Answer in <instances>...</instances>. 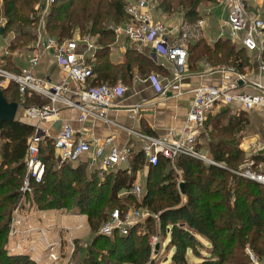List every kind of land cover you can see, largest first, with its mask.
I'll list each match as a JSON object with an SVG mask.
<instances>
[{"label": "trees", "instance_id": "1", "mask_svg": "<svg viewBox=\"0 0 264 264\" xmlns=\"http://www.w3.org/2000/svg\"><path fill=\"white\" fill-rule=\"evenodd\" d=\"M37 1L0 2V19H3L0 22L3 34L0 36L9 35V50L17 48L25 53L23 58L17 59L19 63L10 57L11 54H0V65L14 72L21 69L22 62L31 53ZM212 1L158 0L157 8L166 14L179 11L184 21L192 23L200 18L198 5ZM128 19L125 0H55L47 14L46 25L49 34L59 41L71 38L76 31L83 36L96 37L98 48L92 63L96 76L91 79L90 86L115 84L118 79L130 84L134 71L141 74L158 67L130 45L126 46L120 62L110 59L108 45L114 41V34L108 25H118ZM190 55L213 61L214 66L226 65L229 59H233L240 71L248 66L244 49L235 50L227 38L217 39L211 45L197 41L189 46ZM1 91L7 102L21 100L23 105L44 102L28 92L21 97L18 86L12 82ZM244 111L231 113L230 108L224 106L207 116L200 139L206 141L207 153L217 164L180 155L174 161V167L163 157H159L156 165L148 166L146 189L142 202L136 207L147 209L157 218L149 215L145 219L143 234L136 233V225L125 235L114 232L113 240L109 239L110 236L96 234L112 209L126 211L130 208L125 202L128 200L135 204L137 199L125 191L146 164L140 151L130 158L129 173L126 168H118L99 178L96 171V175L94 172L87 174L84 161L76 165H58L52 139L45 137L40 144V157L46 168L42 181L32 184L34 202L41 210L57 209L87 216L95 236L88 255L83 258L86 264H143L151 250L146 234L152 222L157 224L156 220L164 231L163 239H168L166 243L172 252L170 264H249L246 249L263 261L264 185L233 172L244 160V151L239 147L237 137L248 123ZM34 130L33 125L16 118L0 127V264H37L26 254H10L7 249L9 222L19 202L25 173L27 139ZM251 158L255 164L264 160L258 155ZM178 177L182 180L183 191L178 187ZM154 235L158 236L157 233Z\"/></svg>", "mask_w": 264, "mask_h": 264}, {"label": "built area", "instance_id": "2", "mask_svg": "<svg viewBox=\"0 0 264 264\" xmlns=\"http://www.w3.org/2000/svg\"><path fill=\"white\" fill-rule=\"evenodd\" d=\"M54 1L38 0L34 6V40L30 45L31 53L27 57V64L18 72L0 65V90L12 82L18 86L21 97L28 92L29 95L32 93L44 99L41 104L22 105L17 102L18 107L23 109V119L34 120L35 130L27 139L25 173L20 186L19 202L13 209L9 222L7 249L10 254H26L37 264H44L46 261L52 264H77L72 258L75 256L77 241L72 229L59 228L56 233L53 232L52 225L46 222L45 215L37 208L33 199L32 184L42 181L46 168L40 157V144L46 136L37 125L43 121L57 119L64 108L76 110L78 123L91 121L93 124V121L99 120L111 124L113 121L108 115V110L115 99L125 94L128 87L121 82L90 86V81L94 78L92 62L97 49L95 37L83 36L77 31L71 38L62 41L51 36L46 20ZM218 6L221 7L223 19L218 25L216 37L227 38L233 43H238L244 51L255 54L264 69V0H218ZM125 11L129 19L110 26L115 36L125 37L139 50L144 46L149 47L153 55L166 59L169 64L167 69L170 74L164 79L156 72L144 75L136 73L133 79L148 83L155 93L161 96H165L169 90H173V96H180L185 91L182 81L188 67L189 46L197 41L209 39L207 19L200 17L189 23L181 16L170 18L158 10L156 0H125ZM9 42H6V46ZM0 52L8 54L9 49L0 46ZM44 55L51 56L59 67L63 75L60 81L53 83L34 73ZM207 70L218 71L222 75L233 73L237 76L235 79L222 80L220 85L200 82L191 87L189 107L179 128L172 126L162 134L155 135L132 127H123L129 137L140 142L139 150L146 160V167L156 165L159 157L167 159L174 167V161L180 155L207 164H217L197 147L207 116L213 114L216 106L233 102L238 103L243 110L264 111L262 85L255 83L259 91L248 93L239 89V80H243L244 76L239 74L235 67L208 66ZM204 73L208 72L203 71ZM138 107L139 105L131 107L128 113L130 118L137 114ZM87 130L84 128V131ZM77 133L78 130L66 122L52 138L58 165H75L84 161L90 170H97L102 178L106 173L117 170L121 164L128 163L134 154L130 144L117 147L111 136L96 138L87 136V132L82 136H77ZM233 172L264 185V167L255 164L252 158L246 157ZM125 192L139 200L143 189L139 182H134ZM35 211L38 212L37 224L31 221V213ZM149 215L157 218V215L149 213L145 208H128L126 211L114 208L99 230L105 235H112L114 232L125 235L136 221H145ZM157 237H151L152 249L157 246ZM246 253L249 264H262L252 251L246 249Z\"/></svg>", "mask_w": 264, "mask_h": 264}, {"label": "crops", "instance_id": "3", "mask_svg": "<svg viewBox=\"0 0 264 264\" xmlns=\"http://www.w3.org/2000/svg\"><path fill=\"white\" fill-rule=\"evenodd\" d=\"M214 12H216V14H214ZM206 18L208 21L209 39L202 41L206 42V44L211 45L217 39H223L216 37L218 25L220 24L221 19H223L221 7L218 6L214 8ZM127 45H130L137 52L146 55L158 67L156 73L159 74L163 79L169 76L170 73L167 69L169 67V64L166 59L153 55L150 48L147 46H144L141 48V50H139L134 44L129 42L125 37L121 35L119 37H116L114 34V41L108 45L110 59L113 62H120ZM237 45L240 48V45ZM0 46H2L3 49L7 47L6 43L4 45L0 44ZM244 52L246 57L248 58V66L244 67L241 71L237 69L238 73L244 76L243 80H239V89L244 90L248 93H257L259 89L254 84L259 83L264 87V69L261 68L255 54L246 51ZM27 57L22 62L21 68L27 64ZM208 66L213 67L205 62L201 69L197 72L195 70L192 71L187 67L185 77L182 81V87L185 91L180 96H173V90H169L165 96H161L155 93V91L148 83L135 81L133 79L134 74L138 73L137 71H135L130 81L131 85L128 86V90L122 97L115 99L113 105L108 110V115L113 121V123L111 124H105L99 120L93 121V124H91V121L83 124L78 123V121L76 120V110L64 108L60 111L59 117L57 119L40 122L37 126L43 133H45L46 137L52 139L59 132L62 125L68 122L73 126V128L78 130L77 136L85 135V132H87V136L96 138L111 136L113 138V143L115 146L122 147L130 144L133 147V152L135 154L137 151H140V142L133 139V137H129L127 131L123 127H132L134 129H138L143 132L155 135L162 134L166 129L172 126L179 128L185 120V116L189 107L191 99V93L189 92V89L191 87L200 82L220 85L222 80L227 81L235 79L237 76L233 73H226L225 75H222L218 71L209 72L207 70ZM203 71H207L208 73L203 74ZM34 73L38 76L46 77L53 83L60 81L63 76L62 72L59 70V67L49 55H44V57L41 58L39 65L34 69ZM95 76L96 72L94 73V78ZM116 82H121L124 84L121 79H118ZM135 105H139L137 114L134 116V118H130L128 116V113L132 109L131 107H134ZM224 106L229 107L231 113L243 110L240 109L238 103L233 102L228 105L216 106V108L213 110L214 113H216L221 109V107ZM244 112L247 115L248 123L239 135V145L243 150L253 149L251 151V155H258L262 159H264V111L257 109H248ZM26 120L28 121V123L23 120L21 121L26 122L30 125H35V122H33L32 124V121H29L27 118ZM84 128L88 130L84 131ZM129 164L130 160L128 163L121 164L119 168L129 169ZM259 164L264 166V160L259 161L258 165ZM142 169H145L146 173L148 167L144 165ZM135 182H137V180ZM63 212L66 211L57 209L42 210V213L45 215L46 222L52 225L54 229L53 232L56 233L59 228L69 227L72 229L74 236L78 237L89 231L87 216L81 214L66 212L69 214V216L84 217L86 220V225H84V223L80 221L78 222V225L76 224L62 226V224H60V213ZM37 214L38 212L36 211L31 213V221H33L34 224H37L38 222L36 217ZM44 264L52 263L46 261Z\"/></svg>", "mask_w": 264, "mask_h": 264}, {"label": "rangeland", "instance_id": "4", "mask_svg": "<svg viewBox=\"0 0 264 264\" xmlns=\"http://www.w3.org/2000/svg\"><path fill=\"white\" fill-rule=\"evenodd\" d=\"M1 2V1H0ZM157 2V5H158V0H156ZM218 7V0H213L212 2H202L198 5L197 7V11H198V14L200 17H203V18H206L209 13H211L213 11L214 8ZM161 12V11H160ZM218 12V11H217ZM214 14H216V12H214ZM170 18H174V17H177V16H181V12L179 11H175V12H171L169 14H167ZM207 19V18H206ZM3 21V19H0V22ZM113 25L112 23H109L108 26H111ZM81 35V34H80ZM10 40V37L8 34L5 35V37H2L0 36V44L1 45H4L6 42H8ZM206 43V42H205ZM230 43H232L235 47V50L236 49H239V46L237 45L238 43H233L230 41ZM31 45V44H30ZM8 54H11V58L14 57L15 59V62L16 63H19L20 61H18L17 59L19 58H23L25 53L22 49H13V50H9ZM8 54H5V55H8ZM4 61H8V59H4ZM233 59H229L226 63V65L224 66H233L235 67V65L233 64ZM208 63L210 64L211 66L215 67V66H219V65H215L214 66V62L213 61H207L205 59H198L196 57H194L193 55H190L189 59H188V69L192 70V71H199L201 69V67L203 66L204 63ZM236 68V67H235ZM135 72V71H134ZM138 72V71H137ZM147 72H157L156 69L154 68H151L145 72H142L140 75H144V73H147ZM127 87L130 86L131 84L129 83H124ZM20 102H22L20 100ZM23 105V104H22ZM214 113V112H213ZM233 113V112H232ZM234 113H237L236 111ZM23 109L18 107L17 109V113H16V119H19V120H23V121H26L28 123V121L26 119H23ZM29 121H32V124L34 122V120H29ZM25 122V123H26ZM31 123V122H29ZM209 131V130H207ZM202 132H204V129L202 130ZM241 134V133H240ZM239 134V135H240ZM237 137L239 139V136L237 134ZM201 142H200V147L198 148L201 153L203 154H206L209 158L210 156L208 155L207 153V143L204 139H200ZM239 147L241 148V146L239 145ZM242 149V148H241ZM253 149H250V150H243L244 151V159L246 157H249L251 158V154H252V151ZM254 160V159H253ZM50 162V161H49ZM58 164V163H57ZM258 164V163H257ZM221 165H224V164H221ZM264 167V166H263ZM86 172L87 174H90L91 172H94L95 175L97 174V170H89L88 167H86ZM258 168V166L256 167V169ZM96 171V172H95ZM139 172V171H138ZM148 172L149 170L147 169L146 173H145V169H142L140 170L139 173H136L135 174V179H134V182L137 180V182H139L141 184V187L143 189V194L145 192V181H146V178L148 177ZM164 172V170L162 171ZM138 174V175H137ZM100 178V176H99ZM177 181H181L180 180V177H178ZM142 194V195H143ZM121 201V200H120ZM185 201V198L184 196H182V202ZM127 204H129V207L130 208H138L136 207L137 205H140V203L142 202V197L138 200H135V204L128 200V201H125ZM61 215V222L60 224L63 225H78V222L82 221L85 224V218L84 217H79V216H69L68 213L66 212H63V213H60ZM156 215V214H155ZM155 222H157V224L154 222H152L150 224V226L152 225L151 229L148 230V233L146 234V239L149 240V244H150V240H151V237L154 236V233H157L158 234V243H157V246L155 249H152L151 247V250L149 251V255H148V258L147 260L143 263V264H170V256H171V251H169V248L167 246V243L168 242V239H163L164 237V231L162 230V228L159 226V222L158 220H156ZM135 229H136V233H140V234H143V232L145 231L146 229V222L145 221H136V223L133 225L135 226ZM89 227V225H88ZM83 232V231H82ZM96 234H102V235H105L103 233L100 232V230H98L96 232ZM95 236V233L93 231H91L90 227H89V231L88 232H85L84 234H82L81 236H78L76 238L77 241L76 242V247L78 248L75 252V256L72 257L74 260H75V263L77 264H86V262L84 263V257H86L88 255V251L91 247V244H92V239L94 238ZM106 236H110L109 239L110 240H113L112 238V235H106ZM159 247L158 251L156 252V249ZM200 248V247H199ZM67 249V248H66ZM192 259L194 260H197L196 257H194L193 255L190 256ZM262 264H264V260L261 261ZM122 264H125V263H122ZM126 264H131V263H126Z\"/></svg>", "mask_w": 264, "mask_h": 264}, {"label": "water", "instance_id": "5", "mask_svg": "<svg viewBox=\"0 0 264 264\" xmlns=\"http://www.w3.org/2000/svg\"><path fill=\"white\" fill-rule=\"evenodd\" d=\"M3 34V26H0V35ZM18 109L17 102H7L0 90V127L4 122L13 121ZM179 189L183 191V183H179Z\"/></svg>", "mask_w": 264, "mask_h": 264}]
</instances>
